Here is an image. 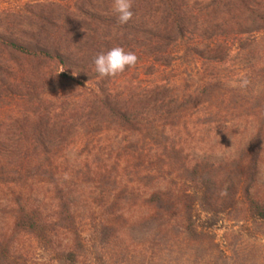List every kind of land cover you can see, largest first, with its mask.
<instances>
[{
    "label": "rangeland",
    "instance_id": "rangeland-1",
    "mask_svg": "<svg viewBox=\"0 0 264 264\" xmlns=\"http://www.w3.org/2000/svg\"><path fill=\"white\" fill-rule=\"evenodd\" d=\"M90 1L0 0V35L22 39L37 32L34 24L52 20L99 27L106 43L70 52L73 60L66 66L5 55L10 69L0 70V165L39 161L58 166V183L66 182L71 195L82 199L76 207L84 236L74 247L76 262L67 260L47 241L14 229L17 205L0 190V264H264V221L252 219L245 206L212 219L196 212L188 230L156 220L145 203L158 189H191L185 170L189 155L205 150L200 122L208 96L229 101L221 114L226 123L210 127L218 134L264 131V34L244 37L245 52L235 50L229 59L211 63L171 53L167 42L158 44L153 36L104 27L101 22L113 17V1L98 10ZM34 2L38 5L27 8ZM115 46L135 52L138 61L115 77L102 78L93 59ZM215 76L212 88L220 91L211 94L205 79ZM244 80L248 84L242 88ZM98 87L134 101L144 123L162 121L165 127L130 136L126 125L118 128L113 118L92 108ZM178 111L184 119L170 122L169 114ZM224 141L216 147L218 153L236 143ZM15 149L22 153L14 156ZM51 185L45 181L43 186L53 189ZM259 186L264 197V167ZM54 191L37 192L49 203ZM117 215L121 218L113 221Z\"/></svg>",
    "mask_w": 264,
    "mask_h": 264
},
{
    "label": "trees",
    "instance_id": "trees-1",
    "mask_svg": "<svg viewBox=\"0 0 264 264\" xmlns=\"http://www.w3.org/2000/svg\"><path fill=\"white\" fill-rule=\"evenodd\" d=\"M101 1L99 4L91 0L89 6L95 10L99 6L109 7L113 0ZM32 5L38 3L29 4L27 8L33 9ZM133 5L134 16L126 25L118 24L114 15L101 24L134 36H153L158 44L167 42L171 53L184 52L211 63L229 59L235 50L245 52L244 37L264 34V0H133ZM55 7L69 8L67 5ZM33 26L37 32L22 39L0 35V70L10 69L5 55L49 60L66 66L73 60L70 52L106 45L97 33L99 27L92 25L82 27V24L44 20L43 24ZM253 39L254 43L258 41L256 37ZM214 82H217L216 76L205 79V86L212 91L211 94L220 91L212 88ZM98 88L92 94V108L113 118L118 128L123 129L126 125L131 129L130 136L141 134L142 129L148 127L154 130L165 127L162 121L144 123L134 101L113 95L109 87ZM202 104L200 126L204 128L201 141L205 150L189 155L185 183L191 189H158L148 196L145 203L152 207L156 220L169 225L179 224L188 230L194 227L196 212L200 211L212 219L232 211L239 204L246 207L252 219L264 221V197L259 186L264 167L263 129L255 133L218 134L217 129L210 127L226 123L227 116L221 114L227 111L229 101L211 95ZM183 116L180 111L169 114V121L178 124ZM225 139L236 142L234 148L218 153L216 147H222ZM171 150L174 151V146ZM6 153L1 151L3 155ZM21 153V149L12 152L14 156ZM58 174V166L52 163L19 161L0 165V176L9 177L6 180L0 178V190L11 195L17 205L13 221L15 230L47 241L67 260L76 262L74 247L84 236L76 203L82 199L79 195H71L70 189L64 185L66 182L58 183ZM45 181H50L53 189L44 187ZM52 190H55L56 197L49 203H45L44 198L40 199L37 192L43 191L47 195ZM112 206L117 213L116 203ZM118 218L121 217L117 215L112 220ZM102 222L107 224L108 220Z\"/></svg>",
    "mask_w": 264,
    "mask_h": 264
},
{
    "label": "clouds",
    "instance_id": "clouds-1",
    "mask_svg": "<svg viewBox=\"0 0 264 264\" xmlns=\"http://www.w3.org/2000/svg\"><path fill=\"white\" fill-rule=\"evenodd\" d=\"M133 0H113L111 13L115 16L118 24L126 25L134 16ZM138 57L133 51H126L121 46H115L107 52L98 53L94 59V69L100 77H115L136 65ZM73 75H76L73 73ZM244 80L241 87H246Z\"/></svg>",
    "mask_w": 264,
    "mask_h": 264
},
{
    "label": "crops",
    "instance_id": "crops-1",
    "mask_svg": "<svg viewBox=\"0 0 264 264\" xmlns=\"http://www.w3.org/2000/svg\"><path fill=\"white\" fill-rule=\"evenodd\" d=\"M23 1H25V2H29V1H33V0H23Z\"/></svg>",
    "mask_w": 264,
    "mask_h": 264
}]
</instances>
